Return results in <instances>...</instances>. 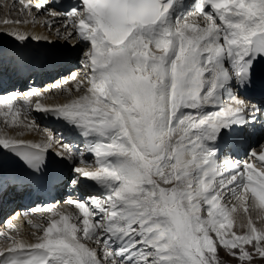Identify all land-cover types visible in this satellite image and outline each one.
Returning <instances> with one entry per match:
<instances>
[{
  "label": "snow or ice",
  "instance_id": "snow-or-ice-1",
  "mask_svg": "<svg viewBox=\"0 0 264 264\" xmlns=\"http://www.w3.org/2000/svg\"><path fill=\"white\" fill-rule=\"evenodd\" d=\"M54 7L34 9L71 24L62 37L71 46L59 55L71 59L83 44L82 94L55 105L37 99L33 107L30 98L40 91L17 101L18 93L4 89L0 106L13 123L21 110L61 120L83 148L51 134L39 143L0 137V177L5 156L19 166L10 182H0V197L30 178L73 190L90 181L97 194L69 195L78 214L52 210L33 225L41 233L34 240L0 233V264H225L221 250L251 262L245 245L264 258V229L249 219L243 234L232 231L236 208L222 203L226 193L243 201L250 193L264 209V173L249 162H217L221 140L237 138L233 129L264 111V102L247 95L264 90V0H77L70 11ZM23 8L31 13L33 5ZM29 39L47 41L18 28L0 32L15 49ZM7 54L0 45V70ZM34 126L33 119L27 127Z\"/></svg>",
  "mask_w": 264,
  "mask_h": 264
},
{
  "label": "bare ground",
  "instance_id": "bare-ground-1",
  "mask_svg": "<svg viewBox=\"0 0 264 264\" xmlns=\"http://www.w3.org/2000/svg\"><path fill=\"white\" fill-rule=\"evenodd\" d=\"M0 2H1V5H2V6L0 5L1 6L0 7V32H4V31H7V30L13 29V28H18L21 31H25V32L29 33L30 35L31 34H36V35L44 36V37H47V38L56 37V35L51 30L44 29V26L41 23L40 16H36V17L31 18L30 15H27L25 13L24 8H23V3H30L29 0H23V3H16L15 0H0ZM22 8H23L24 12H22ZM42 17H44V16H42ZM17 20L24 21L25 23H22V24H19V25L13 24V23H5V21H17ZM44 20L48 21L45 18H44ZM65 32H67V31L65 30ZM39 42H41V41H39ZM39 42L32 41V40L29 39L25 43V45L22 48L19 49V51H25L26 49H33L35 47H38L39 46ZM0 45L6 47L8 49V54H13V53H15L16 50H18V49L9 47L8 44L6 43V41H0ZM15 65H13L11 63V68H13ZM83 75H84V73H83ZM80 80H81V78H77L76 80L73 81L72 84L68 83L66 85V87H65L67 90L65 89L64 93L63 92H58L56 96L46 97V98L43 99L44 102L45 103H56V104L64 103V102L68 101L70 98L82 94L81 92H77L76 91L77 85L79 84ZM32 106H34V104H32ZM37 134H38V131H36V132H31V131H28V130H26V131L25 130L14 131L11 128H5V126L3 127L2 121H0V137L7 136V137L18 138V139H23V140L25 138H27V140H28V138H35L33 140V142H37V138H36ZM48 134H53V130L52 129H48ZM233 140H235V139H233ZM61 142L63 143V141H61ZM64 144H66V143H64ZM220 145L221 146L223 145L222 141H221ZM261 152H264V148H261L257 152V157H255V159L251 162L252 165H253V168L255 170H256V168L258 166V163L256 162V159H257V161L259 160L258 156H259V154ZM90 158L93 159L92 157H90ZM223 158H224V155L220 156L218 158L217 162L220 163ZM220 164H223V163H220ZM257 172L258 173H264V167H262V166L259 167ZM95 192H96V190H95ZM249 195L251 196L250 193H249ZM252 204H255L254 200H253ZM245 205L246 204H244L243 206H245ZM243 206H242V208H243ZM60 211H64L65 213L69 212V211L66 210V207L62 208ZM262 214L264 215V211L263 210H262ZM232 217H233V214H232ZM260 217H263V216H260ZM239 218H240L239 222H243L245 224V226L247 225V222H248L249 219H251L252 221L253 220L255 221V215H251L250 211H248V210L245 212V216L243 218H241V217H239ZM259 219H258V221L261 220V219L260 220ZM256 222H257V220H256ZM254 225L257 227L258 230L264 229V225H262V224H261V226H258L257 224H254ZM92 246L95 247L96 245L93 244Z\"/></svg>",
  "mask_w": 264,
  "mask_h": 264
},
{
  "label": "rangeland",
  "instance_id": "rangeland-1",
  "mask_svg": "<svg viewBox=\"0 0 264 264\" xmlns=\"http://www.w3.org/2000/svg\"><path fill=\"white\" fill-rule=\"evenodd\" d=\"M22 12H24L23 8H22ZM248 196H249V199L247 201L238 200L236 198L232 199L231 197H226V199L224 201H222V203L226 204L229 208L235 206V208L237 209L234 213H232L233 214V220H234V225H233L232 231L236 232L237 234H243L247 230L245 224L243 222H239V219H240L239 217L243 218L245 216V212L247 210L250 211L251 215H255V221L253 220V224H257L258 226H261V224L264 225V215L262 214V210L264 211V209H261L258 206H256L255 204H252L253 200H252L251 196L249 195V193H248ZM244 204H246V205L243 206ZM241 205L243 206V208L244 207L245 208L243 209ZM260 216H263V217H260ZM258 219L260 221H258ZM256 220H257V222H256ZM245 248L253 253V259L251 262H249V261L241 262L237 258L227 256L223 250L219 251V258L222 261H224L225 264H264V258L259 257L258 254H255L254 249L252 248L251 245H245Z\"/></svg>",
  "mask_w": 264,
  "mask_h": 264
}]
</instances>
